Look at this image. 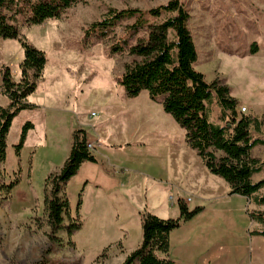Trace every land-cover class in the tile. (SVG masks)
Masks as SVG:
<instances>
[{"label":"rangeland","instance_id":"obj_1","mask_svg":"<svg viewBox=\"0 0 264 264\" xmlns=\"http://www.w3.org/2000/svg\"><path fill=\"white\" fill-rule=\"evenodd\" d=\"M168 1L85 0L59 19L21 25L27 39L45 51L48 62L31 94L43 109L35 117L34 112H20L8 134L0 183H9L16 173L20 182L9 196L0 191V264H39L48 251L46 264H122L142 241L143 213L154 210L160 217L177 218L181 198L192 209L202 206L204 210L171 232L169 258L176 264H208L210 260L213 264H264V236L255 232L264 225L249 214L264 206L231 194L228 183L212 173L219 181L216 185L204 177L207 188L214 191L212 199L185 190L184 184L190 183L186 166L193 163L196 173L191 179L197 180L205 167L186 143L184 129L146 90L137 97L126 95L120 80L125 64L132 60L127 48L136 39L124 38L125 42L120 36L133 18L119 23L117 36L110 32L104 39L87 37L89 26L105 19L109 9L148 11ZM179 1L190 14L189 28L198 52L195 68L209 83L217 77L224 79L239 100L240 114L257 115L264 121V0ZM114 48L119 49L113 52ZM23 59L19 41L0 37V71L9 66L20 77ZM7 101L0 91V106ZM209 111L211 119L225 123L215 100ZM31 119L38 121L42 135L48 130V144L35 156L27 144L17 156L15 145L22 126ZM79 120L91 124L86 131L92 135V126L104 123L97 126L104 128L103 143L122 146L111 147L108 154L103 151L105 145L93 149L99 164L84 165L64 184L61 194L70 203L64 225L75 219L81 222V229L70 236L65 228L53 232L48 224L46 179L60 163L69 144V130ZM186 148L199 160L198 166ZM251 156L264 160V145L254 147ZM87 177L94 183L86 184ZM262 179L264 165L253 175L254 181ZM172 181L174 187L164 195L163 185ZM259 194L264 195V188ZM125 230L128 234L123 238Z\"/></svg>","mask_w":264,"mask_h":264},{"label":"trees","instance_id":"obj_2","mask_svg":"<svg viewBox=\"0 0 264 264\" xmlns=\"http://www.w3.org/2000/svg\"><path fill=\"white\" fill-rule=\"evenodd\" d=\"M83 1L0 0V37L19 41L24 50L18 81L9 66H3L0 71V91L9 98L8 106H0V173H3L7 159V139L13 119L21 111L36 107L28 97L37 89L48 62L45 51L27 39L21 25L34 26L48 19H59L67 9ZM126 18H133L134 22L125 26L120 38L125 42L124 38L136 39L127 48L132 60L125 64L120 80L126 95L137 97L146 90L152 100H160L163 110L184 129L186 143L202 159L207 170L224 179L231 194L247 197L264 206V195L259 194L264 188V179L253 180V175L262 170L264 160L251 156L254 147L264 145V121L255 115L240 114L239 100L231 94L224 79L217 77L209 83L195 68L198 52L189 28L187 9L179 0H169L167 4L148 11L109 9L105 19L89 26L87 37L95 35L104 39L110 32L117 36L116 27ZM142 30L146 34L139 36ZM117 49L114 48L113 52ZM255 51L256 44H253L251 52ZM213 100L221 109L224 124L211 119L209 104ZM33 127L31 121L22 126L19 142L15 145L17 156L21 155L28 131ZM97 161L93 148L88 146L86 130L76 129L68 158L59 172L49 174L46 179L49 188L45 202L48 224L53 232L65 228L71 236L81 229L78 219L64 225V214L70 203L61 192L64 184L79 173L85 162ZM19 182L20 175L16 173L9 183H0V191L9 196ZM178 205L180 215L177 218L143 213L142 241L122 264H176L169 258L171 232L203 211L200 206L190 209L183 199ZM249 214L264 225V209ZM255 232L264 236V229ZM49 253L45 252L39 264H46Z\"/></svg>","mask_w":264,"mask_h":264},{"label":"crops","instance_id":"obj_3","mask_svg":"<svg viewBox=\"0 0 264 264\" xmlns=\"http://www.w3.org/2000/svg\"><path fill=\"white\" fill-rule=\"evenodd\" d=\"M13 74V77L14 76H16V75H14V73H12ZM14 79L15 80H19L20 79V77H18V76H16V77H14ZM1 85V84H0ZM7 97V96H6ZM33 97L34 96H29L28 97V101L29 102H31V103H33V104H35L36 105V107L34 108V109H27V110H23V111H21V114L24 112H26L27 114H29L30 113V111L31 112H34L32 115L35 117V116H37V115H39L38 113H40V111L43 109V106L40 104V103H37L36 101H33L32 99H33ZM8 98V97H7ZM39 102V101H38ZM8 104H9V98H8V101H7V103H6V105H4V106H8ZM255 116H257V115H255ZM33 124H34V127L33 128H31V129H29V131H28V134H27V138H26V140H25V143H24V147L28 144H30V145H32V153H33V155L35 156L36 155V153H37V151H38V149L39 148H41V147H43V145H45L46 143L48 144V130H45L44 132H45V134H43L42 135V133H43V129H41L40 127H39V124H38V121H35V120H30ZM101 125H104V123H102V124H100L99 126H101ZM90 126H91V124L89 123V122H84V121H78V125H73L71 128H70V130H69V132H70V140L68 141L69 142V144H68V147H66V150H65V153L62 155V157H61V161H60V163L59 164H61V165H59V164H57V166L55 167L56 168V170H54V172H57V171H59L60 169H61V167L63 166V164H64V162L66 161V159L68 158V156H69V154H70V152H71V148H72V134H73V132L76 130V129H85V130H89V128H90ZM98 126V125H97ZM97 126H95L94 127V125L92 126L93 127V129H94V135H92V134H90L88 131H86V133H87V139H88V143H90L91 145H92V148L93 149H95V150H98V146H101V145H105V147H106V149H104L103 151L105 152V154H108L109 152H108V149H110V151H111V147H115V146H122V143H120V144H118V143H111V141L110 142H107L106 141V143H103V137L102 136H104V133H103V130H104V128H102V130H100V128H98ZM44 127H45V125H44ZM89 127V128H88ZM103 127H105V126H103ZM97 129H99V130H97ZM31 138H33V142L31 143ZM129 143H125L124 145H128ZM24 147H23V149H24ZM22 149V150H23ZM188 154H190L191 155V159L192 160H194V154L192 153V151L191 150H189V149H184ZM192 153V154H191ZM96 155V157H97V163H93V164H96V165H98L99 164V158H98V155L97 154H95ZM193 155V156H192ZM195 161L197 162V166H198V163H199V160L195 157ZM203 162V161H202ZM91 163L92 162H85L82 166H81V168H80V171H81V169H82V167L84 166V165H91ZM110 163H111V161H110ZM204 164V163H203ZM204 167H205V165H204ZM205 169H206V167H205ZM205 169H203V170H201V172H200V174H201V179H198V180H200V182H198V180H197V178H194V176H192V179H191V174H193V173H196V168L194 167V165H193V163H189L187 166H186V171L187 172H189V173H187L188 175H187V177H188V182H190V183H188V184H184V188H185V190L186 189H188L189 191H192L193 193H200V194H202L204 197H207L209 200L210 199H212L213 198V195L212 194H214L213 192V190H211V187H209V188H207V183H206V180H205V178L204 177H206L207 179H210V180H213V183L216 185L217 184V182H219V181H217V180H214L213 179V177L209 174L210 172L206 169V171H205ZM79 171V172H80ZM51 173H53V172H51ZM50 173V174H51ZM108 177H112L110 174H108V173H105ZM126 176V174H125V172H124V174H122V177H125ZM86 178V177H85ZM112 180H113V177H112ZM114 180L115 181H117L116 180V178H114ZM86 184H88V183H91L92 181H90V178L89 177H87V179H86ZM162 181V180H161ZM92 183H94V182H92ZM222 183V182H221ZM114 184V183H113ZM181 185V184H180ZM86 186V185H85ZM98 187L99 186H101L100 184H98L97 185ZM168 186H170V187H168ZM182 186V185H181ZM174 187V183H173V181H172V183H169V185H163V189H162V191H163V193H164V195H166V194H168V192L169 191H171L172 190V188ZM111 189H112V183H111ZM201 190H206V191H201ZM227 193V192H226ZM181 199H183V198H181ZM190 198H188V200H189ZM191 201V200H190ZM187 204H188V206H189V208L190 209H192V207H191V204L189 203V201H187L186 202ZM196 204H199V203H196ZM200 207H202V206H200ZM203 210H204V208H203ZM153 213H155V211L153 210L152 211ZM201 212H203V211H201ZM200 212V213H201ZM140 213V212H139ZM156 215H157V213H155ZM198 215V214H197ZM196 215V216H197ZM158 216H160V215H158ZM195 216V217H196ZM141 218V222H142V217H140ZM193 219V218H192ZM191 219V220H192ZM125 233L123 234V238H126V236H127V234H128V231H124ZM123 238H122V240H123ZM124 243V242H123ZM140 245V243L138 244V246ZM137 246V247H138ZM137 247H135V249L137 248ZM131 251H133V250H131ZM131 251H129V252H131ZM173 260V259H172ZM174 261V260H173ZM175 262V261H174ZM176 263V262H175ZM208 264H213L212 262H211V260L208 262Z\"/></svg>","mask_w":264,"mask_h":264},{"label":"built area","instance_id":"obj_4","mask_svg":"<svg viewBox=\"0 0 264 264\" xmlns=\"http://www.w3.org/2000/svg\"><path fill=\"white\" fill-rule=\"evenodd\" d=\"M245 109H246V108L243 107L242 110L244 111ZM88 146H89L90 148H92V145H91L90 143H88ZM189 200H190V199H189Z\"/></svg>","mask_w":264,"mask_h":264}]
</instances>
